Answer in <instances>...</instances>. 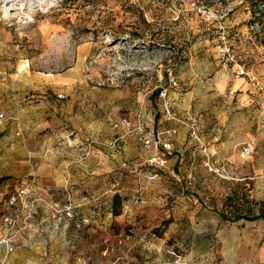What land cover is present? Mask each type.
<instances>
[{"label":"rangeland","instance_id":"obj_1","mask_svg":"<svg viewBox=\"0 0 264 264\" xmlns=\"http://www.w3.org/2000/svg\"><path fill=\"white\" fill-rule=\"evenodd\" d=\"M239 79L244 83L237 85ZM246 93L250 99L243 102ZM27 116L32 122L25 125ZM142 127L152 138L176 130L172 149L160 145L157 152L183 175L191 198L183 205L192 206L175 212V198L161 194L135 203L139 224L121 228L116 217L122 204L96 205L89 191H80L76 203L103 221L96 226L99 256L103 238L111 237L115 251L103 256L123 250L126 264H264V220H233L264 209V195L250 193L246 181L209 171L199 144L202 138L212 147L226 129L232 140L234 130L237 138L252 135L251 154L264 150V2L0 0V224L19 184L37 188L34 172L48 164L59 172L63 161L80 154L68 144L77 132L110 141L127 129L133 154L149 158L156 149L139 140ZM193 130L200 140L191 137ZM189 155L194 163H180ZM111 159L117 168L103 186L107 194L123 186L128 173ZM191 171L197 180L189 185ZM163 172L146 165L141 182L151 187L161 180L165 187L172 179L160 177ZM151 174L158 176L150 180ZM64 184L65 201L74 205V190ZM96 187L99 194L102 185ZM32 188L33 196L57 202ZM125 232L133 237L128 246L122 244L126 237L115 239Z\"/></svg>","mask_w":264,"mask_h":264},{"label":"crops","instance_id":"obj_2","mask_svg":"<svg viewBox=\"0 0 264 264\" xmlns=\"http://www.w3.org/2000/svg\"><path fill=\"white\" fill-rule=\"evenodd\" d=\"M236 83L237 85H241L244 83V79H239ZM245 95L246 97L244 98L243 102L250 99V96L247 93ZM28 118V116L23 118V120H25L23 122L25 125L32 122V120ZM125 132L128 134L127 129L126 131L120 129V135L110 141L99 139V137H97L94 132L92 134H89L87 137L77 132V136L74 140L71 138L70 140L68 139V144L69 146H77L80 150V154L77 153V156L72 157V160L70 161H63L59 172H57V169H52L51 167H49L50 164H48L47 168L43 172H34L35 175L40 176V178L38 176L37 178H35L37 182V188L31 187L34 192L37 193L40 190L42 191L43 189L44 191L40 193L44 194V196L47 197H49L50 195V198L52 196L53 198H55L54 201L60 203L66 202L64 189L67 185L64 184L65 180L66 183L68 182L71 184V189L74 190L73 194L75 200L74 205L76 218L71 220L70 225L64 223L63 229L55 236L54 239L46 240L44 236L40 235L38 242H31L25 246H22L8 256H5L6 253L4 248L0 247V264H126L125 259L128 254L123 250H117L118 252L114 256H111L109 258L103 256V251L100 252L101 256H99L97 250V243L99 238L96 234V226H99V224H103V221L101 219V216L96 214L94 211H92L91 209H86V207H80V205L76 203L79 200L77 196L79 195L80 191H89L88 193L90 194V196L93 195L94 197V204L98 205L99 203H104V206H106V208L109 207V209H112L113 205H115V196L118 195L120 197L119 205L122 204L123 206V213L121 216H119V218L118 216L116 217V223L121 225V228H123V226L125 225L127 226L132 222H134L135 224H139V221H136V218L133 216V205H135V203H140L139 201L141 199H153V201H157L156 196L166 193L168 194L169 198H175L173 209L175 210V212L178 210L183 211V208L188 209V207L192 206L191 203L189 205H183V203H185V197L186 199L188 197L189 200H191V198L186 194L183 188V175H181V173L175 168L168 167L169 164H167L166 167L153 166L154 168H159L160 171H164L162 175L159 174L160 177L168 175L169 178L172 179V181H170L169 183L166 182V180L164 181V183H166L165 187L162 186L163 182L161 180L158 184H152L151 187L149 185V183L151 182L148 181L149 183H147L146 186L141 182L144 176V167H146V165L149 166V164L146 162L147 157L146 154L142 155L137 153L138 156H135L133 154L132 150L135 145L133 146L125 139L127 137L125 135ZM233 134V136L235 137L234 140L230 138L231 136H229V138H226L225 129L223 134L224 137L221 138L222 135H219L218 143L212 145V147H209L208 143L201 138V142L199 144L201 147V153L204 155V166L206 167V157L204 151L205 148L213 155L216 154V156L218 157L217 159L219 160H234V163L225 161V166L229 174L232 176V179L246 181L244 184L249 189L250 193L256 192L264 195V155H262L264 154V150L260 148V150H262L261 154L259 155L260 157L253 154L249 155L248 158H243L244 156L241 157V151L238 149L239 147L235 148V146L248 142L247 139L251 138L252 135L249 136L250 134H248L246 136H239V138H237L236 130L233 131ZM191 137L194 138L192 133ZM97 143H100L99 145L101 146H97ZM127 148L129 151L126 150ZM111 157L116 158V163L120 165L121 170L128 171V173L124 176V185L118 186L115 189L114 193L112 192L113 195L107 194L108 190L102 192L105 189L103 186L106 185L105 183L107 182V178H109V173L117 168V166L115 165V161L112 160ZM192 157L193 156L191 155L185 156L181 158L180 163H182L185 159L187 160V162H192ZM195 159L196 158H193V161H195ZM123 162L135 163L139 166L134 171L126 170L121 167V164ZM174 172L178 174V176L180 177L179 179L174 177ZM118 176H120V178L122 179V175ZM155 176H158V174H156ZM187 177L189 180L186 183L192 185L193 183H195V180H197V173L191 171L187 174ZM52 181H56V184H54V186L52 185ZM75 183H77V185ZM28 184L31 185L32 182H28ZM97 184L102 185L99 194L95 189L97 188ZM124 190L126 192H122ZM92 192L94 194H92ZM127 194L130 197L127 201L123 200L124 195ZM161 199L164 200L163 198ZM131 205L133 207H131ZM187 217H191L190 213ZM82 218H88L89 222L86 224L82 223ZM107 219L108 217H106V220L104 221L106 224L105 227L108 225ZM87 231L89 234L88 236L84 237L83 235ZM3 234L4 230L1 220L0 237H2ZM127 236V240H124V237ZM120 237H122V240H124L122 242L124 246H128L129 243L132 242L131 239H133L131 234L126 232L124 234H120V236L115 237V239ZM109 239L114 240L111 237L103 238V249H105L106 246L105 241ZM122 244L119 248L122 247ZM102 256L107 260L101 261V263H99V259H103Z\"/></svg>","mask_w":264,"mask_h":264},{"label":"built area","instance_id":"obj_3","mask_svg":"<svg viewBox=\"0 0 264 264\" xmlns=\"http://www.w3.org/2000/svg\"><path fill=\"white\" fill-rule=\"evenodd\" d=\"M204 14L212 19V15L204 11ZM239 74L244 75L246 71L244 68H239ZM176 130H167L161 134H158L155 138L148 136L143 133V127L139 135V140L145 146V148L154 147L155 154L147 158L146 162L155 167H166L168 164V159L164 153L157 152L160 145L164 147L166 151L172 149V143L169 138L174 135ZM195 138L200 140L196 130L192 131ZM241 147L242 155H250L254 149L255 144L251 141L245 142L243 144H238L235 148ZM205 165L209 169L225 179H232L229 174L225 164L227 162L234 163V160H219L214 158V156L206 148ZM138 164L123 162L121 167L126 170L134 171L138 168ZM174 177L179 179L178 174L174 172ZM155 175L149 176L150 180L155 179ZM118 186V184H116ZM88 198H85L87 200ZM140 203H145V199H141ZM8 211L2 217V224L4 234L0 237V247H3L6 255L15 252L20 247L25 246L31 242L36 243L39 240L40 235L44 236L46 240L54 239L55 236L61 232L64 223L70 225L71 220L76 218L75 206L68 199L66 203L60 202H47V200L33 196L31 187L26 183L19 184L17 187L16 194L12 195L8 201ZM82 223H88V218H82ZM66 227V226H65ZM51 228V229H50ZM128 238V236L126 237ZM122 239L118 243H121ZM105 249L103 251L104 255L115 251V245L111 243L110 240L105 241ZM174 255L182 259L181 254L173 252ZM187 264H189L187 262Z\"/></svg>","mask_w":264,"mask_h":264},{"label":"trees","instance_id":"obj_4","mask_svg":"<svg viewBox=\"0 0 264 264\" xmlns=\"http://www.w3.org/2000/svg\"><path fill=\"white\" fill-rule=\"evenodd\" d=\"M264 2V0H262ZM135 37H139L138 35H134ZM159 92H157L158 94ZM120 204V197L118 195L115 196V205L118 206ZM222 217L224 219H228L225 214H222ZM257 220V219H263L264 220V209H260L259 213L257 214H247V213H241V214H236L233 218L234 221H239V220Z\"/></svg>","mask_w":264,"mask_h":264}]
</instances>
